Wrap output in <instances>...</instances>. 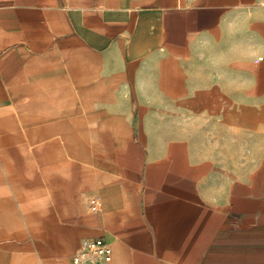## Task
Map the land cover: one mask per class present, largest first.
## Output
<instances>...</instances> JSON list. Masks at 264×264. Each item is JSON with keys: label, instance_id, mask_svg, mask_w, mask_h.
I'll return each instance as SVG.
<instances>
[{"label": "crops", "instance_id": "0c3cea01", "mask_svg": "<svg viewBox=\"0 0 264 264\" xmlns=\"http://www.w3.org/2000/svg\"><path fill=\"white\" fill-rule=\"evenodd\" d=\"M98 237L264 264V0H0V264Z\"/></svg>", "mask_w": 264, "mask_h": 264}, {"label": "built area", "instance_id": "2783aa9c", "mask_svg": "<svg viewBox=\"0 0 264 264\" xmlns=\"http://www.w3.org/2000/svg\"><path fill=\"white\" fill-rule=\"evenodd\" d=\"M113 260V249L104 238H94L74 254L72 264H108Z\"/></svg>", "mask_w": 264, "mask_h": 264}, {"label": "clouds", "instance_id": "9594fccd", "mask_svg": "<svg viewBox=\"0 0 264 264\" xmlns=\"http://www.w3.org/2000/svg\"><path fill=\"white\" fill-rule=\"evenodd\" d=\"M46 210L45 205L41 204L39 208L36 209V211L43 212Z\"/></svg>", "mask_w": 264, "mask_h": 264}]
</instances>
